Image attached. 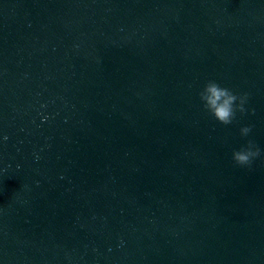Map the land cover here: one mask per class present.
I'll use <instances>...</instances> for the list:
<instances>
[{"label": "water", "instance_id": "water-1", "mask_svg": "<svg viewBox=\"0 0 264 264\" xmlns=\"http://www.w3.org/2000/svg\"><path fill=\"white\" fill-rule=\"evenodd\" d=\"M262 161L264 0H0V264H264Z\"/></svg>", "mask_w": 264, "mask_h": 264}, {"label": "clouds", "instance_id": "clouds-1", "mask_svg": "<svg viewBox=\"0 0 264 264\" xmlns=\"http://www.w3.org/2000/svg\"><path fill=\"white\" fill-rule=\"evenodd\" d=\"M202 109L221 125L228 126L236 120L237 113L244 115L248 112L247 94H236L231 89L221 86L214 80H209L198 93ZM252 131L251 126L239 129L241 137H248ZM262 151L253 140L232 152V161L235 166L251 168L253 162L261 158ZM264 163V161H262Z\"/></svg>", "mask_w": 264, "mask_h": 264}]
</instances>
